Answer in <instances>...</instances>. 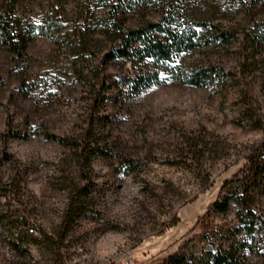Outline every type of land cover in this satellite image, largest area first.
I'll return each instance as SVG.
<instances>
[{
    "label": "rangeland",
    "instance_id": "rangeland-1",
    "mask_svg": "<svg viewBox=\"0 0 264 264\" xmlns=\"http://www.w3.org/2000/svg\"><path fill=\"white\" fill-rule=\"evenodd\" d=\"M120 2L128 27L158 20L170 4L234 29L229 43L182 54L231 75L192 86L163 74L129 96L123 77L152 66L101 65L110 42L98 32L106 7L97 0H0L22 22L52 16L60 29L19 54L0 45V264H204L231 247L242 264H264L262 234L252 250L239 248L236 202L226 212L211 205L264 138V0ZM256 206L264 215V195ZM19 215L33 240L11 248Z\"/></svg>",
    "mask_w": 264,
    "mask_h": 264
},
{
    "label": "trees",
    "instance_id": "trees-1",
    "mask_svg": "<svg viewBox=\"0 0 264 264\" xmlns=\"http://www.w3.org/2000/svg\"><path fill=\"white\" fill-rule=\"evenodd\" d=\"M97 1L106 7L105 17L102 19L103 23L98 28V32L110 42V46L99 58L101 65L115 59H125L152 66L150 69L140 68L123 77L122 83L127 86L129 96L138 95L149 87L161 84L165 80L162 77L163 74L192 86L221 82L231 75L229 71L213 63L205 65L183 63L182 54L194 52L198 47L205 45L229 43L238 36L234 29L223 28L214 23L211 17L184 11L170 4L165 7L158 20L143 21L135 27H128L118 16L120 0ZM54 5L58 8V4L54 3ZM57 21V18L54 20L52 16H49L43 19L42 23L22 22L13 15L12 7L4 9L0 11V45H5L13 53L19 54L38 34L56 38L60 30ZM260 34V37L264 38L263 29ZM255 116L254 114L252 118L257 123ZM11 135L23 138L28 136V134L20 133ZM45 136L71 145L66 138H58L51 134ZM89 150L90 157L101 153L98 149L90 148ZM244 160L245 163L221 185V188H227L228 194L220 201H212L211 205L221 212H226L230 202H236L238 205L236 216L241 223L239 230H242L246 236L239 248L252 250L251 244L254 242L255 235L260 233L264 236V215L259 213L256 206L258 196L264 195V138L245 155ZM17 222L22 233L19 232L12 241H9V244L10 247L21 248L22 243L33 240V234L26 231V226L29 225L24 218ZM238 250L236 247L217 248L205 259L204 264H242V255L237 256ZM175 257L170 255L166 261Z\"/></svg>",
    "mask_w": 264,
    "mask_h": 264
},
{
    "label": "built area",
    "instance_id": "built-area-1",
    "mask_svg": "<svg viewBox=\"0 0 264 264\" xmlns=\"http://www.w3.org/2000/svg\"><path fill=\"white\" fill-rule=\"evenodd\" d=\"M20 218H23V217H22V216H19L18 219H20ZM26 231H29V232H31L32 234L34 233V229H33V227H30V226H26ZM5 251H6V253H8V254H12V253H13V251L7 249V247H5ZM106 264H130V262H128V261H123L122 263H119V262H117V261H113V260H112L111 262H107Z\"/></svg>",
    "mask_w": 264,
    "mask_h": 264
},
{
    "label": "bare ground",
    "instance_id": "bare-ground-1",
    "mask_svg": "<svg viewBox=\"0 0 264 264\" xmlns=\"http://www.w3.org/2000/svg\"><path fill=\"white\" fill-rule=\"evenodd\" d=\"M20 219H23V218H20ZM5 247H7V249H9L8 246H5ZM9 250L13 251L12 249H9Z\"/></svg>",
    "mask_w": 264,
    "mask_h": 264
}]
</instances>
